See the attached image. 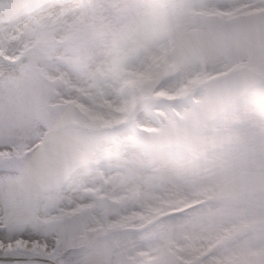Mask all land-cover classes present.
I'll return each mask as SVG.
<instances>
[{
  "label": "snow or ice",
  "instance_id": "1",
  "mask_svg": "<svg viewBox=\"0 0 264 264\" xmlns=\"http://www.w3.org/2000/svg\"><path fill=\"white\" fill-rule=\"evenodd\" d=\"M0 264H264V0H0Z\"/></svg>",
  "mask_w": 264,
  "mask_h": 264
}]
</instances>
